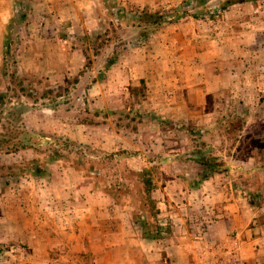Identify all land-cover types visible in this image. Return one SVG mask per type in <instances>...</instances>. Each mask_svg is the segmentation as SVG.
<instances>
[{"label": "rangeland", "instance_id": "obj_1", "mask_svg": "<svg viewBox=\"0 0 264 264\" xmlns=\"http://www.w3.org/2000/svg\"><path fill=\"white\" fill-rule=\"evenodd\" d=\"M223 1L0 0V133L36 131L41 143L0 146V264L223 262L226 238L195 235L194 189L206 179L240 186L264 228V77L244 71L254 54L264 62V45L247 50L264 0L226 10ZM143 10L187 16L140 37L132 21ZM11 19L17 70L4 75ZM105 59L115 63L105 69ZM183 75L203 87L193 99L210 113L194 124L158 105L177 103L172 83ZM52 147L66 156L49 161ZM31 159L44 176L20 174ZM206 160L228 168L210 173ZM142 169L156 183V218ZM144 219L157 225L155 240L139 238Z\"/></svg>", "mask_w": 264, "mask_h": 264}, {"label": "crops", "instance_id": "obj_2", "mask_svg": "<svg viewBox=\"0 0 264 264\" xmlns=\"http://www.w3.org/2000/svg\"><path fill=\"white\" fill-rule=\"evenodd\" d=\"M258 10H260L262 17L257 19V22L252 25L253 41H251L253 45L251 42L248 43L250 48L247 49L249 51L252 47L255 48L254 53L259 45H264V9L258 8ZM250 54L251 52H249V56ZM248 60H250V58H248L247 61ZM251 60V63H247L246 60L244 61L245 64H247V67L245 66L244 70L245 74L248 71L255 69V77H257L259 73H261L260 76L264 77V62L259 64L257 62L258 59L256 58V54L251 56ZM232 66L233 69H239L238 67H240L236 66L234 63ZM258 68L260 69L258 70ZM241 69H244V67ZM241 72L243 73V71L237 70L235 74H242ZM166 77L164 76L160 78L161 80H164ZM148 78L149 77H147V79ZM174 79L175 78L173 77V80ZM182 80H184L182 83L176 81L172 83V86H177V91L183 93L181 96L177 97V103L160 99L161 102L158 105L161 106L166 114L165 116L168 118L172 120L183 119L185 122L194 124L200 121L201 118H207L210 116V113L205 110V105L202 102H197L193 99V94L201 93L203 87L189 81V78L186 75H183ZM155 86L156 88L154 92L158 91L159 97H161V95L165 93V87L163 86L162 81H159L158 85ZM92 87L94 91H98L97 83ZM172 91H174V89H172ZM185 93L187 94L185 95ZM198 117L199 119L197 120ZM209 188L216 189L215 194L208 192L207 190ZM194 192L196 193L195 196H197L196 203L200 206L203 212L199 213L200 210L196 211L194 217L197 221L195 224V235L200 239L205 234H212L213 236L218 237L222 236V238L227 239L229 251L232 250L237 253L240 264H264V228L261 226V221L255 217L256 212L253 207L248 208L247 197L241 187L238 186L234 188L231 184L228 185V183L219 184L216 180L210 181L206 179L194 189ZM182 198L185 197L183 196ZM165 202L171 204L168 198ZM182 205H186L185 202H183ZM174 219L177 221H183L182 216L174 217ZM204 223L208 228L203 226ZM250 224L252 225L250 226ZM139 238L143 239L142 234Z\"/></svg>", "mask_w": 264, "mask_h": 264}, {"label": "trees", "instance_id": "obj_3", "mask_svg": "<svg viewBox=\"0 0 264 264\" xmlns=\"http://www.w3.org/2000/svg\"><path fill=\"white\" fill-rule=\"evenodd\" d=\"M210 0H192L195 6H205ZM261 0H224L221 4L223 10L232 8L233 6L240 4V3H247L252 2L256 3ZM190 15V14H188ZM187 16V11H179L178 13L171 14V15H163L158 11H151V10H143L138 15L133 18V23L136 24L137 27H143V31L140 37H146L148 31L150 30H157L162 25L167 23H172L178 21L180 18ZM120 18V17H119ZM13 28L14 23L13 20L8 24L5 41L3 44V64H4V75L8 74V67L12 65L16 68V61H15V53L12 52L11 47V38L13 35ZM107 59H105V63ZM115 63L114 60H108L105 65V69H109L111 65ZM17 72V71H16ZM5 94L0 93V105H3ZM40 141L38 139V133L36 131H29V130H21L18 135L13 136L10 134L0 133V146L1 149L4 150L6 153L18 152L20 150L25 149H33L35 151H40ZM64 153L60 151L57 147H52L47 151L48 160L51 162L60 160L64 158ZM204 164L209 169L210 173L216 172L218 169L227 170L226 165H222L220 163H210L209 161H205ZM21 170L20 174L30 173L35 177H42L45 175L46 171L43 165L40 164L38 159H31L26 160L22 164H20ZM140 177V181L143 184L142 190V199L145 202H150L152 209L154 210V217L158 214V209L155 203V190H156V183L153 179L151 172L147 169H142L136 173ZM207 178L206 176L204 177ZM253 204L252 202H249ZM152 221L150 222L148 219H144L140 222V228L142 231V236L149 240H155L159 237L158 233H154Z\"/></svg>", "mask_w": 264, "mask_h": 264}, {"label": "built area", "instance_id": "obj_4", "mask_svg": "<svg viewBox=\"0 0 264 264\" xmlns=\"http://www.w3.org/2000/svg\"><path fill=\"white\" fill-rule=\"evenodd\" d=\"M226 254L227 255L224 257L225 260L223 262L215 261L213 263L211 261L204 259V257H203V258H200L196 264H240L239 258L237 256L236 252L231 250V251H227Z\"/></svg>", "mask_w": 264, "mask_h": 264}]
</instances>
